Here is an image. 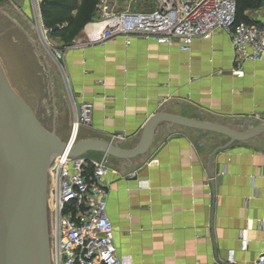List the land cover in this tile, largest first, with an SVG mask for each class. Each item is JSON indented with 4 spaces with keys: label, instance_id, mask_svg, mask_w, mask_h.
Here are the masks:
<instances>
[{
    "label": "crops",
    "instance_id": "0c3cea01",
    "mask_svg": "<svg viewBox=\"0 0 264 264\" xmlns=\"http://www.w3.org/2000/svg\"><path fill=\"white\" fill-rule=\"evenodd\" d=\"M249 19L264 27V8ZM95 20L97 15L63 49L76 103L92 106L91 125L81 128L78 142L133 151L159 114L236 133L264 126V56L243 64L244 77L232 76L234 50L226 32L195 40L185 53L151 39H133L128 46L123 38L101 42ZM18 35L15 49L24 39ZM18 55V75L12 77L16 87H27L31 77L40 76L41 63L29 45ZM54 87L64 103L61 83ZM86 156L105 158L106 212L122 263L228 264L233 251L234 264H253L263 251L264 133L235 142L160 121L143 155Z\"/></svg>",
    "mask_w": 264,
    "mask_h": 264
},
{
    "label": "built area",
    "instance_id": "2783aa9c",
    "mask_svg": "<svg viewBox=\"0 0 264 264\" xmlns=\"http://www.w3.org/2000/svg\"><path fill=\"white\" fill-rule=\"evenodd\" d=\"M28 1L30 24L41 54L58 66L68 94L75 102L63 64L64 50L50 38L51 31L43 19L42 0ZM110 1L99 0L96 6L101 42L123 38L128 46L133 39H151L187 53L195 40L207 41L215 32L224 31L234 50L235 65L230 74L236 78L244 76L245 62L259 61L264 56V27L236 23V0H155V7L147 12L118 14L110 12ZM72 107L74 119L66 150L54 159L49 172L51 264H124L116 255L114 229L107 218L105 158L93 161L69 154L79 129L91 125L92 106L73 103ZM246 247L247 241H242L241 250ZM227 263H235L233 251L228 252ZM253 264H264V249Z\"/></svg>",
    "mask_w": 264,
    "mask_h": 264
},
{
    "label": "water",
    "instance_id": "95a60500",
    "mask_svg": "<svg viewBox=\"0 0 264 264\" xmlns=\"http://www.w3.org/2000/svg\"><path fill=\"white\" fill-rule=\"evenodd\" d=\"M160 121L223 134L235 142L264 133V126L236 133L213 124L159 114L148 122L133 151H121L105 142L84 141L75 143L69 154L79 157L96 152L131 160L148 151ZM65 150V144L46 130L12 91L0 66V264H51L46 176L51 163Z\"/></svg>",
    "mask_w": 264,
    "mask_h": 264
},
{
    "label": "rangeland",
    "instance_id": "374dc122",
    "mask_svg": "<svg viewBox=\"0 0 264 264\" xmlns=\"http://www.w3.org/2000/svg\"><path fill=\"white\" fill-rule=\"evenodd\" d=\"M154 7H155V0L110 1V12L115 14L124 13V12H129V13L145 12V11L147 12L149 10H152ZM261 8H264V0L261 3L260 7H258L259 10ZM258 9L246 8L243 14L249 19L253 15V13H255ZM95 15H97L96 8H95ZM30 18H31L30 3L28 0H2V3L0 4V66L2 64L1 69L12 91L36 116L40 124L43 125L46 128V130H48L50 133H53L62 143L66 144L72 133V124L74 119L72 104L74 103V105L76 106L77 103L76 101L72 102L73 100L68 94L67 87L64 83V80L58 69V66L52 63V61L48 57H45L41 54L42 52L38 40L36 39L35 33L31 28ZM249 21L251 20L249 19ZM62 23H63V27H65L66 23L65 22ZM18 31H20L24 35L22 36V38L24 39L23 42L22 41L20 42L22 43L20 49L18 48L15 49L13 45V39L15 40L19 39L20 36L19 35L17 36ZM51 40L54 41L57 45H61L58 39L52 38ZM28 45L31 48L32 52L40 60L41 63L40 66L41 68L39 70L40 76L36 80L33 77H31L30 84L27 87H25L26 85L25 86L20 85L21 87L20 86L16 87L12 76H14V74L18 75V71H19L18 68L19 62L17 64V60L19 56L18 54H22V53L25 54ZM24 81L28 82L27 80ZM56 81H59L61 83L63 89L65 102L64 103L61 102V104L59 103L60 99L56 97V92L54 87V83ZM22 82L23 81L20 80V83ZM21 89L22 90L24 89L25 91L24 94H22ZM27 90L29 91V93H27ZM256 119H259V117ZM80 130L81 128L79 129V131ZM78 134H77L76 143L78 142ZM84 156L87 158L86 155ZM101 158H99L96 161L101 160ZM51 166L48 169L46 176L47 223H48V207H49L48 193L50 188L49 172ZM50 263H51V255H50Z\"/></svg>",
    "mask_w": 264,
    "mask_h": 264
},
{
    "label": "trees",
    "instance_id": "16d2710c",
    "mask_svg": "<svg viewBox=\"0 0 264 264\" xmlns=\"http://www.w3.org/2000/svg\"><path fill=\"white\" fill-rule=\"evenodd\" d=\"M98 0H42V14L51 37L58 39L60 48L69 46L74 38L95 18ZM263 0H236V23L253 24L243 14L246 8L260 7ZM2 0H0V4ZM66 26L63 27V23Z\"/></svg>",
    "mask_w": 264,
    "mask_h": 264
}]
</instances>
